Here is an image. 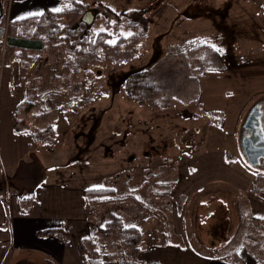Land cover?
<instances>
[{
    "label": "rangeland",
    "instance_id": "374dc122",
    "mask_svg": "<svg viewBox=\"0 0 264 264\" xmlns=\"http://www.w3.org/2000/svg\"><path fill=\"white\" fill-rule=\"evenodd\" d=\"M80 3L85 9L103 5L116 17L130 15L142 30L140 45L134 55L124 42L118 49L103 47L96 52H80L81 47L70 48L67 43L45 47L41 52L17 51L23 55L26 68L21 79L19 61L5 65L1 59L0 71L7 70L2 73L8 75L10 83L9 93L4 92L2 99L24 100L17 130L35 145L29 158L46 169L45 180H64L67 175L74 186L114 189L112 198L131 193L143 203L139 206L128 200L94 205L87 201L92 238L103 259L109 254L125 257V247L118 240L105 241L97 236L96 228L110 214L117 215L126 226H136L147 244L182 241L204 258L230 264L237 261L236 256L264 258V229L254 231L250 225L255 215L264 218L255 212L264 213V207L252 209L247 200L249 192H256L255 187L261 190L256 194L264 193V180L254 183L256 174L264 172V164L249 166L240 151L242 126L250 109L260 101L264 122V96H248L251 100L238 115L229 110L224 115L223 111L207 113L199 99L201 88L230 87L233 81H227L239 72H246L248 78L256 76L257 64L264 63L262 0ZM102 22L95 32L112 31L113 36L105 40L111 45L132 32L133 25L125 27L112 19L109 29ZM201 41L230 57L225 70L219 62L212 61L208 67L205 62L201 64L206 49L194 50L203 44ZM1 43L3 58L5 39ZM205 70L210 74L225 71L230 77L205 76L200 86V73ZM133 72H147L144 83L155 87L159 109H147L127 98L126 79ZM248 86H261L259 77L248 80ZM33 134L45 139L34 142ZM38 147L47 149L36 153ZM218 154L223 162L217 160ZM233 177L240 178L238 186L231 184ZM200 182L207 183L202 187ZM193 185L196 189L192 194L189 189ZM177 187L180 195L174 193Z\"/></svg>",
    "mask_w": 264,
    "mask_h": 264
},
{
    "label": "crops",
    "instance_id": "0c3cea01",
    "mask_svg": "<svg viewBox=\"0 0 264 264\" xmlns=\"http://www.w3.org/2000/svg\"><path fill=\"white\" fill-rule=\"evenodd\" d=\"M1 1L6 21L40 15L45 11H55L61 6L60 0ZM260 18L264 19V15L260 14ZM1 41L3 40L0 39V44H2ZM1 59L3 60L0 54V65ZM257 65V70H254L256 76L253 78L244 76L246 72L233 75V78L227 81H233L232 84H228L232 88H218L217 86L215 88L213 85L205 91L201 88L199 99L204 111L207 113H209L208 110L216 113L223 111L222 115L233 111L235 115H238L239 111L245 107V103L247 104L256 94L264 96V63ZM2 71L7 70L3 68L0 71V101L3 100L4 92L9 93L8 86L10 85L6 80L8 75L3 76ZM206 71L200 73V86L205 76H210L209 79L216 78L217 74L225 78L230 77L225 75L227 74L225 71H216L213 74ZM255 77H259L261 86L252 88L248 86V80L252 81ZM248 88L253 90L250 91ZM23 101L18 102V100L5 96L3 102L0 103V262L18 264V260H21L19 262L26 261L27 264H89L80 244L81 240L92 238L86 210L88 197L84 194L85 188L69 184L71 180H68L67 175L63 177L64 180H45L46 169L40 167L39 164H34L36 163L34 158H29V153L35 145L29 142L28 136H22L17 130L20 105ZM230 125L231 123L226 126ZM18 143L21 144L18 145ZM45 149L47 147H38L35 152L40 153ZM219 156L220 159L217 160L222 161V155ZM219 164L220 162L217 166ZM232 179L231 184L238 186L240 178L233 177ZM206 183L200 182L202 187ZM24 184L29 187L27 191L23 190ZM246 184L248 186V183ZM14 188L18 189V193H13ZM195 189L196 186L193 185L189 190H192L193 194ZM177 191L178 187L175 188L174 193H178ZM22 193L33 195L32 205L28 212L21 211L18 204L20 196L29 195ZM247 200L252 209L264 207V193L249 192ZM137 205L142 206L143 203ZM255 212L264 216V213L257 210ZM48 230L56 231H53V234H44ZM58 231L66 232L65 240L57 234ZM169 243L147 244L141 237L138 254H133L129 247L122 244L125 247L122 248L124 258L122 256L113 257L111 254L106 255V259L102 258V254L100 257L102 264H230L223 260L212 259V257L204 258L203 254L193 251L189 246H184L182 241L179 244L169 245ZM98 251L100 253L99 249ZM30 253L38 255L37 259ZM237 258L240 261L239 264H264L253 258L242 259L238 256Z\"/></svg>",
    "mask_w": 264,
    "mask_h": 264
},
{
    "label": "trees",
    "instance_id": "16d2710c",
    "mask_svg": "<svg viewBox=\"0 0 264 264\" xmlns=\"http://www.w3.org/2000/svg\"><path fill=\"white\" fill-rule=\"evenodd\" d=\"M60 11H45L40 15H32L18 20L6 21L3 11L0 15V39H5V53L3 57V63L10 65L13 61L18 60L19 63V77H24L26 68L22 65V56L18 54H24L27 52H41L45 47L55 48L58 44L67 43V45L74 49L77 46L81 47L80 52L88 51V49L97 50V48H116L121 42L128 45L131 55L136 54L138 51L142 30L139 29L137 21L132 19L130 15H123L119 17L111 9L104 7L103 5L96 6L95 8L85 9L81 5L80 0H60ZM0 6L2 8V1L0 0ZM262 6L264 9V0H262ZM96 9L93 22L87 26L81 21L83 14L87 10ZM103 19L102 24L111 26V20L114 19L116 24H123L125 27H131L132 32L126 38H120L114 45L107 43L105 40L113 36L107 31V29L99 30L95 32V27L99 21ZM63 21H68V25H63ZM116 27V26H115ZM121 30V28H120ZM117 33V27H116ZM61 41V43H60ZM203 43V44H202ZM57 44V45H56ZM200 44V43H199ZM202 45H197L194 50L206 49L201 56V64L205 62L208 67L209 63L214 61L220 63V66L225 70L231 62L230 57L223 55V52L217 48H214L206 41H201ZM190 45V43H188ZM193 50V49H192ZM91 53V52H90ZM91 55V54H90ZM109 55L111 53L109 52ZM204 66V65H203ZM201 66H199L200 68ZM200 69H204L203 67ZM207 69V68H206ZM147 72H133L127 76V83L124 88V92L128 99L137 102L139 105L150 109H159V104L156 101V89L149 83H144ZM131 84V85H129ZM35 141L40 143L44 140V137L33 134ZM258 180H264V172L256 174L254 177V183L258 184ZM257 182V183H256ZM257 193L261 191L258 187H255ZM114 189L109 188H88L84 190V194L88 197V201L94 205L109 204L115 201H128L133 200L136 204H142V202L131 193L122 194L119 197L112 198L114 196ZM33 201V195L20 196L18 198V204L20 210L28 212L31 208ZM251 229L256 231L257 229H264V219L253 217L250 221ZM53 231L48 230L44 234H53ZM97 235L101 240L116 239L121 244L129 247L133 254L139 253L138 244L141 239V232L136 226H126L123 221L114 214H110L109 219L100 227L96 229ZM64 240L66 239V232L58 231L57 233ZM81 247L87 256L89 264H102L100 253L95 247V241L89 237L81 240ZM256 258V255H253ZM236 262L233 264H239V260L236 256ZM259 263L264 262V258L255 259Z\"/></svg>",
    "mask_w": 264,
    "mask_h": 264
},
{
    "label": "water",
    "instance_id": "95a60500",
    "mask_svg": "<svg viewBox=\"0 0 264 264\" xmlns=\"http://www.w3.org/2000/svg\"><path fill=\"white\" fill-rule=\"evenodd\" d=\"M96 12V9L87 10L81 21L89 26L93 22ZM259 108L260 106L257 104V106L250 109L242 126L246 133L241 138L240 151L246 163L251 167H261L264 164V129L261 125Z\"/></svg>",
    "mask_w": 264,
    "mask_h": 264
},
{
    "label": "flooded vegetation",
    "instance_id": "af4514ba",
    "mask_svg": "<svg viewBox=\"0 0 264 264\" xmlns=\"http://www.w3.org/2000/svg\"><path fill=\"white\" fill-rule=\"evenodd\" d=\"M259 105H260V107H261V105H262V101H260L259 103H258ZM257 106V105H256ZM255 107V106H254ZM261 112V111H260ZM261 125H262V128L264 129V122H263V116H261ZM246 133V131L244 130V132H243V135Z\"/></svg>",
    "mask_w": 264,
    "mask_h": 264
},
{
    "label": "snow or ice",
    "instance_id": "6c2138e0",
    "mask_svg": "<svg viewBox=\"0 0 264 264\" xmlns=\"http://www.w3.org/2000/svg\"><path fill=\"white\" fill-rule=\"evenodd\" d=\"M61 9H59V8H57V9H55V11H60Z\"/></svg>",
    "mask_w": 264,
    "mask_h": 264
}]
</instances>
